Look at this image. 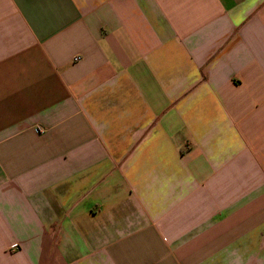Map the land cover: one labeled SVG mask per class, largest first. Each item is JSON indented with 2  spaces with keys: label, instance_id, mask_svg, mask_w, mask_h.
<instances>
[{
  "label": "crops",
  "instance_id": "obj_1",
  "mask_svg": "<svg viewBox=\"0 0 264 264\" xmlns=\"http://www.w3.org/2000/svg\"><path fill=\"white\" fill-rule=\"evenodd\" d=\"M0 264H264V0H0Z\"/></svg>",
  "mask_w": 264,
  "mask_h": 264
},
{
  "label": "built area",
  "instance_id": "obj_2",
  "mask_svg": "<svg viewBox=\"0 0 264 264\" xmlns=\"http://www.w3.org/2000/svg\"><path fill=\"white\" fill-rule=\"evenodd\" d=\"M79 60V58H74V62H77ZM36 133H38V134H42L43 133V131L41 130V129H37L36 130ZM17 248V246L16 245H13V246H11V249H16Z\"/></svg>",
  "mask_w": 264,
  "mask_h": 264
}]
</instances>
